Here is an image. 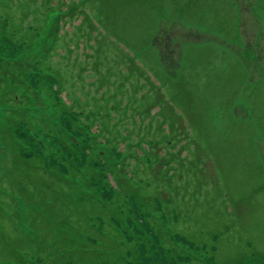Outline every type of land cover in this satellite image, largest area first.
Segmentation results:
<instances>
[{"label":"rangeland","instance_id":"rangeland-1","mask_svg":"<svg viewBox=\"0 0 264 264\" xmlns=\"http://www.w3.org/2000/svg\"><path fill=\"white\" fill-rule=\"evenodd\" d=\"M189 1L86 0L83 5L87 13L80 26L84 38L89 37L93 43L101 38L111 54L128 55V60L131 57L130 82L135 89L146 92L135 101L128 98L133 104L128 105L129 109H142L132 110L140 121L124 119L123 135L118 132L121 127H113L110 136L126 145L127 134L132 133L140 146L138 153L144 148L152 150L151 140L163 154L162 161L151 152L147 158L132 154L125 171L112 177L110 171L101 169L107 186L98 181V187L103 195L111 189L108 200L113 195L121 199L122 193L149 192L150 184L165 180L167 185L161 191L170 204L167 218L162 221L167 233H158L160 239L180 237L174 241L177 249L191 243V251L201 256L202 264H264V91L256 85V78L264 79V0H214L213 6L208 0ZM32 3L0 0V14L17 21L21 10L28 12L21 22V32L33 36L46 19L63 9L60 2H52L50 7L38 6L32 11ZM157 3L162 10L154 12L147 7ZM44 10L53 12L45 14ZM60 17L68 22L62 24L60 46L71 47L73 41V50L77 51L76 28L72 36L68 35L72 27L69 24L74 22L69 15L62 13ZM52 46L56 50L57 45ZM3 48L0 58L24 55L30 59L39 46L34 43L29 49H16L7 42ZM65 54L69 56L68 51ZM62 69L63 89L68 90L65 77L70 78L71 72ZM36 80L31 77L29 86L36 133L23 134L25 138L21 134L25 149L19 153L8 150L6 136L0 139V264H111L125 249L109 223L117 208L111 202L102 207L92 204L95 201L91 199L83 201L55 173L44 176L41 169L54 165L53 156L61 161L62 156L73 155L61 149L66 146L64 142L52 143V136H45L43 131L55 130L51 133L60 140L70 138V145L83 141L82 134L78 133L80 138L76 132H69V124L72 113L76 114L75 122L80 123L84 110L59 101L58 106L67 111L71 108L66 119L61 118L51 104H46L45 97L50 95L40 91ZM261 83L264 85V80ZM51 85L49 82V88ZM152 91L159 95L147 94ZM95 111L99 115L98 129L106 133L105 104L98 101ZM40 117L46 122L37 127ZM86 117H90L88 112ZM257 120L260 126H256ZM205 132L206 136L219 135L221 143L218 168L212 171L213 183L178 189V159L171 153L183 147L186 138L191 139L190 153L195 150L198 154V136ZM249 134L253 139L248 138ZM44 140L52 144L49 151L43 149L42 155L29 150ZM29 156L36 157L31 165L25 163ZM69 161L77 163L73 157ZM63 168L58 165L61 172ZM141 262L174 264L160 253Z\"/></svg>","mask_w":264,"mask_h":264},{"label":"trees","instance_id":"trees-1","mask_svg":"<svg viewBox=\"0 0 264 264\" xmlns=\"http://www.w3.org/2000/svg\"><path fill=\"white\" fill-rule=\"evenodd\" d=\"M33 1L34 3L32 4L35 6H41L45 2L43 0ZM55 1L56 3L60 2V5L63 6H68L69 4L66 10L68 14L71 17H74L75 14L78 17L81 15L80 21L83 23V18L87 13L85 10H79L81 7L80 0L78 2L70 0L69 3L66 0H50L46 4L52 6V2L55 3ZM213 3L214 0H208L210 6H213ZM147 7H151L154 12L155 10L160 11L163 9V7L158 6V3L157 5L153 4V7L152 4H148ZM21 12L25 16H22L17 21L9 20V23H5L9 27H6L3 23V20L6 19H2L0 16V51L4 49L3 47L7 42H11L16 49H29L34 43H38L39 48L30 59L24 55H16V58H13L12 55L0 58V118L2 121L0 122V130L3 131V134H0V139L6 136L8 150L13 149V152L19 153V151L25 149V146H22L23 137L35 134L38 129L31 120L34 110L33 105H31L32 97L29 93L32 76L29 77V74H38L36 81L40 91L45 95H50L49 82L56 83L58 86L60 81L58 77L64 78L62 68H68V71L71 72V77H65L66 86L73 91L76 103L80 104L78 108L84 110L80 123L75 122L76 114L73 115L69 124V132L82 134L84 140L70 145L68 143V141H72L70 138L66 137L60 140L51 133L55 130H41L40 132L43 131L45 136H52V143L64 142L66 146L61 147V149L63 151L70 150L73 154L72 156L70 154L62 156L61 161L56 160L53 156L54 165L41 167L42 174L47 176L52 171L69 188L74 190V194L81 195L84 198L83 201H90L91 199L96 202H92V204L102 207L111 202L112 206L117 208L115 212L111 213L109 223H112L113 229L116 231L118 238L120 237L125 249L124 253L111 264H142L141 259L146 257L147 262L150 256L158 255L159 253L164 259L170 260L171 258L174 264H202L201 256L191 251V243L177 249L174 241L181 239L180 237L171 235L170 238L160 239L158 236V233L162 230L166 232L162 221L167 218L169 212V198L161 191L167 185L165 180L161 179V181L150 184L151 190L149 192H139L140 194L136 192L122 193L121 199L119 196L113 195L108 200L111 189L108 194L103 195L100 193L101 189L98 187V181L105 188L107 186L104 183L101 169L110 171L111 177L113 174L124 172V165L132 160V154L138 157L142 155L147 158L148 153L151 152L153 156L157 155L159 160L162 161L161 147L159 148L158 144L157 147H153L151 140L150 146L152 150L151 148H144L140 154L138 153L140 146L136 144L137 139L132 133L127 134L128 143L126 145L110 136L113 127L115 129L121 127L122 129L118 132L123 135L124 126L126 125L121 122H124V119H129L131 122L133 119L140 121V117H134L131 112H128L129 110L126 111L127 107H129L128 105L132 104V101L129 104L128 98L129 96L131 97V92L136 91L132 87L129 77L133 68L131 66V58L128 60V55L122 57L117 54H111L107 51L106 44L101 38L94 43L86 39V42L89 43L86 51H75L73 55H70L74 51L73 48L60 46L62 38L60 30L63 27H61L60 17L57 15H51L49 19L45 20L35 30L34 35L37 40L34 39V41L30 42L34 35L30 36L21 32V28H23L21 22L26 20L29 15L24 10H21ZM67 12L62 13L67 14ZM7 31H11L9 35H7ZM73 34L68 33L69 36ZM11 38L16 39V41L11 40ZM74 38L77 40V37ZM52 44L57 45L56 50L52 49ZM71 44L73 45V41H71ZM78 48L79 46H77ZM65 51H68L69 56H66ZM123 64L126 68L122 66ZM191 68L189 64V69ZM256 80V85H260L264 91V85L261 83L264 79L258 77ZM116 81H118V86L115 84ZM43 82L47 84L44 85ZM112 84L115 87L110 89ZM16 91H20L19 95L15 94ZM55 92L58 93V90ZM154 92L159 95L156 91ZM82 93L87 97L86 100ZM201 97L204 100L206 99L204 96ZM98 101L105 104L104 125L107 129L106 133L101 132L96 124V114L98 115V113L94 109H96ZM60 103L66 106V103L62 100H60ZM86 109H88L87 112L90 114L88 118L86 117ZM115 110L119 112L112 115L110 112H115ZM45 122L46 120L41 118L37 127ZM208 123L210 124V122ZM255 123L256 126L261 125L259 120ZM205 127L210 130L206 123ZM145 130H148L147 127ZM206 133L198 136L200 138L198 154L195 150L190 153L191 139L186 138L182 143L183 147L186 145V150L183 151V147H181L172 151V156L178 159L179 171L175 176V186L178 189L183 186L185 188L190 185L199 186L205 182L213 183L211 176H213V169L218 168L219 156L217 155V150H220L221 143L219 135L211 132V136H206ZM78 136L80 137L79 134ZM248 138L253 139L250 134ZM144 142L145 140L142 141L141 145ZM37 144L36 148L30 147L29 150H36L34 154L40 152L42 155L45 152L43 149L49 151L48 148L52 145L47 140L42 141V145L38 142ZM125 148L126 150H124ZM70 157H73L77 163L69 161ZM41 158L40 156V164ZM32 159H36V157L29 156L25 158V163L31 165L30 161ZM97 159L101 160L102 163L100 164ZM58 165H63L64 171L61 172L58 169ZM109 185L111 188L112 184ZM4 192L7 191L5 190ZM99 222L101 221L99 220ZM129 242H131V246ZM152 250H154L152 254H147Z\"/></svg>","mask_w":264,"mask_h":264}]
</instances>
